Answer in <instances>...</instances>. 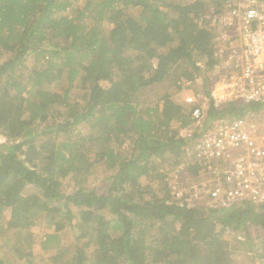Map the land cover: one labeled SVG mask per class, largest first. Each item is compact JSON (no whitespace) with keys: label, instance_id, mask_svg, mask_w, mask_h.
<instances>
[{"label":"trees","instance_id":"obj_1","mask_svg":"<svg viewBox=\"0 0 264 264\" xmlns=\"http://www.w3.org/2000/svg\"><path fill=\"white\" fill-rule=\"evenodd\" d=\"M179 1L0 0V136L7 139L0 143V236L12 228L17 235L5 243L18 254L13 262L32 263L31 228L43 215L54 225L47 241L68 225L75 232L72 255L50 256V264H236L223 233L243 230L251 243L248 223L263 231L255 247L264 245V203L214 209L190 204L180 184L161 195L150 184L151 169L170 158L174 173L209 126L262 108L210 97L214 27L205 16L226 10L227 0ZM69 7L74 15H62ZM194 77L208 98L198 125L191 106L179 107L167 91L139 118L132 97L141 89L166 80L181 89ZM83 125L88 131L74 135ZM99 162L114 169L100 193L85 179ZM189 170L200 173V164Z\"/></svg>","mask_w":264,"mask_h":264},{"label":"built area","instance_id":"obj_2","mask_svg":"<svg viewBox=\"0 0 264 264\" xmlns=\"http://www.w3.org/2000/svg\"><path fill=\"white\" fill-rule=\"evenodd\" d=\"M225 7L220 14L214 15L211 9L205 16L210 28L214 27L211 36L216 60L208 78L215 82L223 75L216 90H210V97L217 105L228 100L259 102L261 112L222 118L209 126L181 159L172 185L174 190L176 184L189 189L190 204L214 209L264 203V10L258 0H231ZM207 100L195 93L183 100L191 106L190 119L197 125ZM194 162L200 164V173H186L184 169ZM176 195L180 196V191Z\"/></svg>","mask_w":264,"mask_h":264},{"label":"rangeland","instance_id":"obj_3","mask_svg":"<svg viewBox=\"0 0 264 264\" xmlns=\"http://www.w3.org/2000/svg\"><path fill=\"white\" fill-rule=\"evenodd\" d=\"M83 0H72V5L74 6H80L82 4ZM230 1V0H229ZM227 0L226 4L229 2ZM182 4L184 2L180 0ZM186 4V3H185ZM129 8V7H128ZM136 8L138 9L139 6H136L135 9L131 8V12H136ZM75 8L69 7L65 12H61L62 15H74ZM129 10V11H130ZM203 13H207L204 11ZM208 14V13H207ZM175 44V43H173ZM28 67L31 64V61H27ZM201 64V63H199ZM156 68V60L153 61V64L151 68L146 73L147 76L152 75L153 70ZM24 71V72H23ZM27 69L22 70V74L26 75L28 72H26ZM213 71V69H211ZM214 72L219 73L218 71L214 70ZM208 74H211L209 72ZM220 74V73H219ZM208 76V75H207ZM223 77L221 74L218 78V80ZM218 80H215V82L210 81V87L213 92L216 90V87L218 86ZM190 82V81H189ZM186 82L183 84V87L181 89H177L174 85H170L169 81H164V83L157 86L156 85H149L143 89H141L135 96L132 97V103L134 104L137 112L140 114L139 118L143 115H146L148 112V108L151 109L157 102L161 106L162 101L160 99L159 94H163L164 92H168L171 96V99L178 104L179 107H182L186 109L188 105H185L183 100L185 96L189 93H195L196 95L204 96L203 92L201 90V80L198 77H194L193 82L189 83ZM73 96L75 95V92L72 91ZM216 95V93H215ZM219 95H216V97ZM203 102V104H206L204 99L198 98V102ZM178 124V132L179 134L187 136L188 131L190 130L187 126H180V122H175ZM192 126L195 125L194 122L191 124ZM73 134L81 136L82 134H85L88 131L87 126H81L80 128H72ZM7 139L4 136H0V143L5 142ZM166 158L163 161L162 165L160 164L157 166L158 171H154L155 169H151V173L149 174V180L151 181L150 184L152 188L156 189L158 188V195H161L162 188H170L174 184L175 180L172 176L173 174V159ZM183 160V159H182ZM114 172V169L107 168L103 166L100 162L99 164H95V166L91 169L90 175L86 176V183L88 187L96 189L99 193L105 191L106 188V181H108V177L112 175ZM159 172V173H158ZM172 176L173 178H171ZM189 176V174L187 175ZM69 176H66V178L63 179L62 187L65 192H68L72 190L73 186L71 182H69ZM172 189V188H170ZM173 190V189H172ZM24 193H30L29 189H25ZM257 206V205H256ZM10 213H5L6 219H8ZM249 224V225H248ZM247 231L249 233V237L253 238L254 240L249 243L247 242V236L245 231L243 230H237L235 231V238L233 235H231V232H224L223 236L226 238V240H231V248L230 250L232 253V257L235 260L236 264H264V245L257 244L255 247V237L258 236V233H263L260 227L252 225L248 223ZM216 229H220V226L215 225ZM32 235H31V256L28 258L32 263L31 264H50L49 257L53 256L56 259L60 258V255L62 257L67 255H72L73 249L75 248L76 241H75V232L73 229L68 225L66 226L59 234L57 240H50L47 241L46 237L50 233H54V225L51 223V220L49 216L43 215L38 217L31 228ZM261 231V232H260ZM13 228L11 230H8L7 233H4L2 236H0V254L6 258V264H23L18 263V261L13 262V259L17 257V253L15 251L9 252L10 248L6 247L5 243L7 238H12L14 236L17 237L15 233H13ZM15 234V235H14ZM264 236V235H263ZM241 240L240 242H237L236 239ZM15 240H12L10 242H13ZM257 241H260L257 239ZM256 241V242H257ZM82 242H86L83 241ZM81 242L80 245H83ZM23 248L22 252H26L28 250V246L26 243L23 242ZM258 250V253L255 251ZM9 252V253H7ZM256 254V255H255ZM252 257V258H250ZM64 260V259H62Z\"/></svg>","mask_w":264,"mask_h":264},{"label":"crops","instance_id":"obj_4","mask_svg":"<svg viewBox=\"0 0 264 264\" xmlns=\"http://www.w3.org/2000/svg\"><path fill=\"white\" fill-rule=\"evenodd\" d=\"M259 1V3L262 5V8H263V10H264V0H258Z\"/></svg>","mask_w":264,"mask_h":264}]
</instances>
